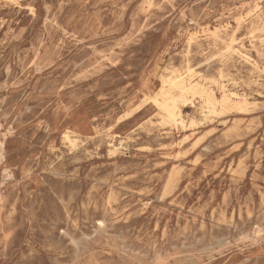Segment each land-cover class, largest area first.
<instances>
[{
    "label": "rangeland",
    "instance_id": "374dc122",
    "mask_svg": "<svg viewBox=\"0 0 264 264\" xmlns=\"http://www.w3.org/2000/svg\"><path fill=\"white\" fill-rule=\"evenodd\" d=\"M187 65L248 105L165 123ZM0 264H264V0H0Z\"/></svg>",
    "mask_w": 264,
    "mask_h": 264
},
{
    "label": "bare ground",
    "instance_id": "6f19581e",
    "mask_svg": "<svg viewBox=\"0 0 264 264\" xmlns=\"http://www.w3.org/2000/svg\"><path fill=\"white\" fill-rule=\"evenodd\" d=\"M148 8L149 7H147V9ZM258 10H259V6L255 2L253 5H250L245 10V12L243 10L238 11L236 16L234 17L233 22H235L236 25L239 26L241 23L245 21L246 17L257 15ZM222 31L224 32L223 33L224 36L221 37L220 33L222 34ZM233 31L231 32V35H233ZM205 32L214 40L222 41V43L226 40L225 37L229 34L227 27L220 25L214 26L213 28L207 27ZM197 38L198 36L196 35V33H191L187 38V46H190L193 42H196ZM233 41L234 38H231L229 40L228 44L226 45V51L228 53L231 52L242 55L240 50H238L233 45ZM251 64L253 66V69H255L256 71L258 72L262 71L261 67L258 65L257 62H253ZM187 67H188L187 68L188 77L182 76V74L176 72L175 70H169L168 74L161 78L160 88L157 91V93L154 96L150 97V103L159 110L162 117L161 119H163L165 123H168L173 127H175L176 129H181V130L185 129L188 126V124L191 126L194 125L193 119H190L189 121H185V118L183 116L184 112L182 113L181 110L182 103L184 102L186 103L189 97H196L199 99L201 109L205 115L206 114L214 115V113H216L217 115L218 111H223L230 106L231 107L235 106L242 109L243 107L248 105L249 102L245 96H241L236 92L230 90L229 86L224 82L214 81V84L210 86L200 80H192L190 76L193 71L189 65H187ZM217 92L219 93V96L217 95ZM64 139L70 145L75 144V139H73L69 133H64ZM110 145L112 150H116L114 143L110 142Z\"/></svg>",
    "mask_w": 264,
    "mask_h": 264
}]
</instances>
